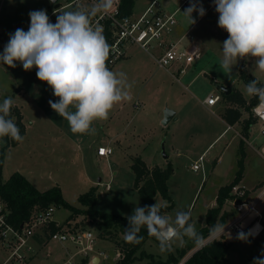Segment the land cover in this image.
<instances>
[{"label":"rangeland","instance_id":"1","mask_svg":"<svg viewBox=\"0 0 264 264\" xmlns=\"http://www.w3.org/2000/svg\"><path fill=\"white\" fill-rule=\"evenodd\" d=\"M204 1L206 14L191 31L195 39H185L182 43L198 48L201 57L177 78L174 72L177 64L170 69L157 65L152 54L157 51L154 44L148 51L139 45L129 47L127 56L110 69L120 81L117 87L122 95L121 101L114 104L107 120H94L85 134H73L67 120L51 109L48 101L56 102L58 98L46 82L37 78L35 68L25 71L19 62L15 68L0 63V103L11 97L13 104L20 108L25 124L23 141L5 151L1 180L5 181L18 171L40 190L60 187L66 201L78 207H81L79 196L95 186L97 209L130 218L135 215L137 207L144 208L146 215L149 210L134 186V158L139 156L148 164L157 162L163 168L170 162L173 173L168 187L173 207L165 214L169 219L161 228V234L168 223L173 227L178 225L176 217L181 212H191V224L203 218L205 222L206 211L216 205L219 188L234 179L242 158L245 185L251 187L246 199H257L264 188V158L261 155L264 136L259 134L260 125L252 111H243L241 119L231 128L222 119L221 113L228 105L222 99V86L239 89L246 99H250L253 96L245 91L247 83L243 71L262 86L264 72L256 67L258 58L251 56L238 58L228 74L220 69L222 44L228 33L218 27V13L213 0ZM137 2L138 8L143 9L151 0ZM182 2L161 0L160 6L172 12ZM188 7L189 3L177 11V19L181 20ZM41 9L47 11L52 23L61 12H54L55 8L48 0H0V27L3 28L0 53L17 28L28 30L29 12ZM192 16L196 21L199 14L193 12ZM121 72L124 75H120ZM210 94L220 95L215 106L203 102ZM167 109L174 115L165 124ZM249 117H253L255 122L246 135L243 121ZM100 144L111 146L113 153L108 157L99 156L97 148ZM3 145L0 138V150ZM201 156L202 167L194 170L192 166ZM162 204H168V201L157 194L155 206L158 208ZM222 210L226 212V222L236 211L229 199ZM257 210L261 213L260 222L264 227V195L257 203ZM69 215L70 210L60 206L54 217L65 228L75 231L87 228L97 237L95 250L83 255L80 264L90 263L95 256L101 259L96 264H115L123 257L117 249L123 236L120 231L113 229L109 236L97 220L91 222L83 214L74 215L68 223L64 222ZM257 219L258 213L252 212L241 223L246 234L249 233L248 226ZM184 230H180L171 241L164 242L165 248L171 245V250L164 252L158 241L149 238L144 249L146 253H152V263L151 258L140 256L142 258L133 264H154L169 257L183 264L195 250L186 243H180V233L186 239ZM221 237L229 244L227 256L231 264H253L255 258L264 259V231L260 236L248 235L244 240L231 230ZM69 247L72 252L77 250L71 243ZM44 252L49 254L44 256ZM64 254L65 249L60 244L49 243L42 249V256L53 262L63 263ZM164 264L177 263L169 261Z\"/></svg>","mask_w":264,"mask_h":264},{"label":"clouds","instance_id":"2","mask_svg":"<svg viewBox=\"0 0 264 264\" xmlns=\"http://www.w3.org/2000/svg\"><path fill=\"white\" fill-rule=\"evenodd\" d=\"M56 3V0H49ZM198 0H189V7L183 12L190 25L196 21L193 12L203 17L206 10ZM114 0H99L91 13L80 10L63 11L52 23L46 10L29 12L30 25L27 31L17 28L10 34L7 44L0 53V63L15 68L19 62L25 71L35 68L37 78L46 82L52 89L57 101L49 100L53 111L67 120L73 134H85L94 120H107L114 104L121 101L118 89L120 81L116 73L109 70L107 60L110 45L107 43L102 26H91L89 15L107 13L113 7ZM218 13V27L228 33L222 44V58L219 67L225 74L230 73L238 58L256 57V67L264 72V0H213ZM120 75H124L123 72ZM257 80L245 85L249 96H258L264 102V86H258ZM13 100L5 98L0 103V138L5 136L22 142L23 137L16 123L9 117ZM191 212L177 214L176 223L187 224L184 235L195 244L203 242V237L190 224ZM133 227L126 230L124 239L129 243H139L142 237L137 235L140 226L146 225L147 231L159 242L162 252L171 250L164 246L178 236L174 228H168L161 234L166 219L157 214V206H151L147 215L145 209L137 207L135 215L130 217ZM213 232L221 234L223 225H216ZM246 234L238 233L241 240ZM186 241L180 237V243ZM253 264H264V259L255 258Z\"/></svg>","mask_w":264,"mask_h":264},{"label":"built area","instance_id":"3","mask_svg":"<svg viewBox=\"0 0 264 264\" xmlns=\"http://www.w3.org/2000/svg\"><path fill=\"white\" fill-rule=\"evenodd\" d=\"M49 1V0H48ZM179 7L189 3V0H182ZM99 0H56L53 5L54 12L76 11L91 13ZM161 0H151L147 8L136 15L134 13L125 15L121 12V0H114L113 7L105 13H94L89 15L91 26H102L107 43L110 45V55L107 60L110 66L122 59L130 45H139L145 50L154 47L157 51L152 52L157 65L160 68L170 69L177 64V72L184 73L196 59L201 57V52L196 47H187L182 44L185 39L194 40L190 30L186 31L180 38L170 40L168 37L173 34L177 25L176 12H170L160 6ZM55 14V13H53ZM50 21L52 20L49 16ZM154 44V45H153ZM220 101L219 94H210L205 97L204 103L208 106H215ZM257 123H259V134L264 136V102L259 98L252 108ZM231 128L232 126L229 125ZM113 153L109 145H100L97 154L108 157ZM264 158V147L262 154ZM203 156L194 163L192 168L198 170L202 167ZM108 188V187H107ZM248 189L236 184L233 186L229 199L235 208V214L227 221L221 234L216 233L207 237L202 243L197 244L195 250L201 248L208 241L224 236L226 231L231 230L238 237V233L245 230L241 223L247 215L258 213L259 219L253 221L247 228L251 236L257 237L263 228L257 233L252 232L253 226L260 222L261 213L257 210V203L264 195V188L257 199H246ZM248 197V196H246ZM239 198H244L239 200ZM57 207L50 205L45 210H33L31 214L21 223H16L10 215V208L0 197V264H80L81 258L93 252L96 248L97 237L90 229L80 231L65 228L54 217ZM58 229L52 231V226ZM263 227V226H262ZM170 227L168 224L162 229V234ZM175 229V228H174ZM177 231V229H175ZM49 243L60 244L65 249L63 263L49 261L42 256V249ZM77 249L72 252L69 244ZM49 252H44V256ZM84 255V256H83ZM83 256V257H82ZM78 257V258H76ZM63 260V259H62Z\"/></svg>","mask_w":264,"mask_h":264},{"label":"trees","instance_id":"4","mask_svg":"<svg viewBox=\"0 0 264 264\" xmlns=\"http://www.w3.org/2000/svg\"><path fill=\"white\" fill-rule=\"evenodd\" d=\"M135 0H121L120 9L125 15L132 14L134 11ZM107 63L109 70L112 66ZM243 77L248 84L250 81L255 80L247 72L243 71ZM260 85V84H258ZM222 99L228 103L223 113H221L222 119L230 126L237 123L242 115L243 111L252 113V108L259 100L258 96H253L250 99H246L239 89L233 88L230 93L222 91ZM16 123L20 129V134L23 137L25 134V124L23 122V114L20 108L13 104L9 117ZM255 122L253 117L244 119L243 130L244 134H248V130ZM4 142L3 147L0 150V197L7 203L10 208V215L14 222L21 223L26 219L33 210L40 211L45 210L50 205L56 207H64L70 210V215L64 222H69L75 215L83 214L84 218H88L91 222L98 221L105 229L106 233L111 236V230L120 231L122 238L118 241L117 249L118 254H123L122 258L118 259L115 264H133L136 260L142 258L140 256H147L151 258L152 253H146L144 244L149 238H156L150 235L147 231V226L140 228V232L137 234L142 239L139 243H129L124 239L126 230H130L133 225L129 217L114 214L109 212H103L96 208L97 202V187H91L87 192L79 196V202L81 207L70 204L63 197L60 187L54 186L46 190H40L37 188L26 176L16 171L10 175L5 181L1 180L2 175V163L5 155V151L11 147L17 145L19 142L11 139L8 136L1 138ZM243 149V142L241 143ZM244 162L243 158L239 161V169L234 179L227 185L221 186L216 196V205L209 208L206 211V224L198 231L204 238L203 241L212 234V229L216 225H225L227 215L222 210L226 201L232 198L231 191L234 185L239 184L244 174ZM132 169L135 174L134 186L140 194L145 206L150 209L151 206H155V197L160 194L163 199L168 201V204H162L157 208V214L164 217V215L173 207V203L169 194L168 180L173 173L172 164L169 162L167 167L155 165L149 167L146 162L139 156L134 158ZM248 196V191L246 193ZM245 196V198H246ZM244 198H239L243 200ZM191 219L188 223L191 224ZM161 230L160 226H157ZM187 224L185 225V228ZM58 229L52 226L51 230ZM157 241V240H156ZM165 246V244H164ZM229 244L223 237L214 238L208 241L201 248L195 250L192 255L183 264H231L228 259L227 253ZM138 253L140 255H138ZM171 254V253H170ZM169 257L166 261L158 260L154 264H164L169 261H175L177 264L180 260H172ZM87 264V261L83 262Z\"/></svg>","mask_w":264,"mask_h":264},{"label":"crops","instance_id":"5","mask_svg":"<svg viewBox=\"0 0 264 264\" xmlns=\"http://www.w3.org/2000/svg\"><path fill=\"white\" fill-rule=\"evenodd\" d=\"M208 1H210V0H208ZM137 0H135V6H134V11H133V13L134 14H136V15H138V14H140L141 12H143L146 8H138V5H137ZM200 4H202V6L204 7L205 6V1L204 0H198V2H197V7H199L200 6ZM180 5H178L177 7H176V9H174V10H177V11H179L182 7H179ZM173 10V11H174ZM177 13V12H176ZM201 18V16H199L197 19H196V22L199 20ZM176 19H177V17H176ZM181 20H182V22H181ZM181 20H179V19H177V25H176V27H175V29H174V32H173V34L172 35H170L168 38L170 39V40H176V39H178V38H180L186 31H188V30H190V32L192 31V29H193V26H194V24L196 23H194V24H191L190 25V22H189V20L185 17V15L183 14V16H182V18H181ZM184 20V21H183ZM189 26V28L188 29H186L185 30V27H188ZM3 33V28H1L0 27V34H2ZM194 39H195V36H194ZM131 46H133V45H130V46H128L127 47V51H126V53H125V55H124V57H126L127 56V53H128V50H129V47H131ZM123 57V58H124ZM122 58V59H123ZM189 67H187V69H188ZM187 69H186V71L184 72V73H186L187 72ZM175 71L174 72H176L177 74H176V77L178 78L180 75H182V74H184V73H180V72H177L176 71V69H174ZM204 101V100H203ZM174 115V114H173ZM173 117V116H172ZM172 117H171V119H172ZM171 119L168 121V122H170L171 121ZM100 145H108V144H100ZM155 164H148V162L146 163L149 167H152V166H155V165H158V163L157 162H154ZM159 166V165H158ZM241 186H243V187H245V188H247L248 190L249 189H251V187H248V186H246L245 185V175L243 174V178L241 179V181H240V183H239ZM251 199H253L252 197H251ZM168 219H169V217L167 218V221H168ZM202 220H204V218L202 219ZM255 221V220H254ZM168 225L170 226V227H172V228H175V229H177V233L179 234V231L181 230V232H183V230H184V228H185V225L184 226H180L179 224L176 226V227H173V226H171V224L170 223H168ZM251 225V224H250ZM249 225V226H250ZM248 226V227H249ZM263 226V225H262ZM178 228L180 229V230H178ZM263 231H264V227H263V230L261 231V233H259V235L258 236H260L262 233H263ZM181 234V237L183 236L182 235V233H180ZM253 237V236H252Z\"/></svg>","mask_w":264,"mask_h":264},{"label":"water","instance_id":"6","mask_svg":"<svg viewBox=\"0 0 264 264\" xmlns=\"http://www.w3.org/2000/svg\"><path fill=\"white\" fill-rule=\"evenodd\" d=\"M258 86H262V85H258ZM222 90L223 91H226V93H230L232 91V88L230 87H225V86H222ZM173 111L170 110V109H167L166 112H165V116H164V120H163V123H168V121L171 119V117L173 116ZM164 218L167 219L168 216L167 215H164ZM192 224H195V229L196 231H199L201 229L202 226H204L206 224V222H204L202 219H197L196 221H194ZM185 243L191 247L192 249H195L197 247V244L194 243V241H192L191 239H189L188 236H186V239H185ZM195 251V250H194ZM193 251V252H194ZM192 252V253H193ZM191 253V254H192ZM100 257L99 256H95L93 257L92 261L88 264H96V263H99L100 262Z\"/></svg>","mask_w":264,"mask_h":264},{"label":"bare ground","instance_id":"7","mask_svg":"<svg viewBox=\"0 0 264 264\" xmlns=\"http://www.w3.org/2000/svg\"><path fill=\"white\" fill-rule=\"evenodd\" d=\"M261 228H263V227H262V224H261V222H258V223H256V224L253 226V228H252V232H253V233H257V232L259 231V229H261Z\"/></svg>","mask_w":264,"mask_h":264}]
</instances>
